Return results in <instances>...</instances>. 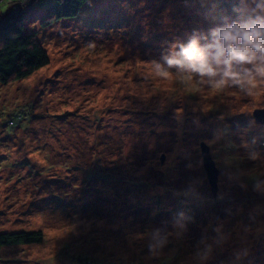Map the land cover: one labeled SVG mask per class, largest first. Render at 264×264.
I'll return each mask as SVG.
<instances>
[{"label": "rangeland", "instance_id": "rangeland-1", "mask_svg": "<svg viewBox=\"0 0 264 264\" xmlns=\"http://www.w3.org/2000/svg\"><path fill=\"white\" fill-rule=\"evenodd\" d=\"M26 2L0 0V15ZM53 3L25 21L49 65L0 83V232L41 230L44 241L0 249V264H197L216 227L229 238L206 264H264V194L253 190L264 176V124L253 115L264 81L245 95L151 63L193 30L235 19L233 0H91L43 29ZM202 144L220 171L216 196ZM181 210L192 220L177 236ZM155 228L171 234L151 256Z\"/></svg>", "mask_w": 264, "mask_h": 264}, {"label": "clouds", "instance_id": "clouds-1", "mask_svg": "<svg viewBox=\"0 0 264 264\" xmlns=\"http://www.w3.org/2000/svg\"><path fill=\"white\" fill-rule=\"evenodd\" d=\"M232 12L206 31L193 30L186 41L177 40L168 45L159 60L151 63L157 73H174L181 82L194 77L201 85L222 88L235 87L250 95L253 81H264V0H233ZM253 190L264 194V176L253 179ZM185 196L194 195L188 189ZM192 217L184 211L173 214L171 227L177 236L187 231ZM212 243L202 238L192 257L197 264H206L212 257L214 246L227 242L228 235L222 227L214 229ZM161 228L147 234L148 251L158 256L169 242V235ZM247 255V251L234 253L236 260Z\"/></svg>", "mask_w": 264, "mask_h": 264}, {"label": "trees", "instance_id": "trees-1", "mask_svg": "<svg viewBox=\"0 0 264 264\" xmlns=\"http://www.w3.org/2000/svg\"><path fill=\"white\" fill-rule=\"evenodd\" d=\"M46 0H27L15 3L13 9L0 15V83L9 85L22 81L45 68L50 63L49 54L38 39L37 32L27 33L25 21L28 12L43 5ZM91 0H54L46 14L41 17L44 29L61 21L75 20ZM232 10V8H231ZM22 118H9L7 125H18ZM15 128V127H13ZM44 234L39 231L0 232V249L41 244Z\"/></svg>", "mask_w": 264, "mask_h": 264}, {"label": "water", "instance_id": "water-1", "mask_svg": "<svg viewBox=\"0 0 264 264\" xmlns=\"http://www.w3.org/2000/svg\"><path fill=\"white\" fill-rule=\"evenodd\" d=\"M253 115L258 122L264 124V109L255 110ZM201 148L203 155V167L206 171L207 178L212 189V193L214 196H216L218 192V177L220 171L216 167V164L211 157L209 147L202 144Z\"/></svg>", "mask_w": 264, "mask_h": 264}]
</instances>
